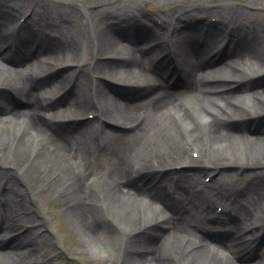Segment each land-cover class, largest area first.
<instances>
[{
	"label": "bare ground",
	"instance_id": "bare-ground-1",
	"mask_svg": "<svg viewBox=\"0 0 264 264\" xmlns=\"http://www.w3.org/2000/svg\"><path fill=\"white\" fill-rule=\"evenodd\" d=\"M15 1L0 0V264H53L62 253L37 234L47 218L22 183L33 199L54 188L100 259L115 245L119 264H264L254 237L264 232V172L227 180L264 167V76L251 77L264 72V41L246 23L263 0ZM151 1L167 7L162 24L185 9L187 20L142 31L139 5ZM21 11L27 24L15 22ZM65 80L68 98L48 102ZM77 116L95 132L72 130L65 119ZM217 204L225 218L213 216ZM228 221L230 238L212 231ZM246 245L254 251L242 260Z\"/></svg>",
	"mask_w": 264,
	"mask_h": 264
},
{
	"label": "rangeland",
	"instance_id": "rangeland-1",
	"mask_svg": "<svg viewBox=\"0 0 264 264\" xmlns=\"http://www.w3.org/2000/svg\"><path fill=\"white\" fill-rule=\"evenodd\" d=\"M63 1H65L66 5L72 4L75 7V1L76 0H63ZM196 1L202 6H206V3H205L206 1L209 2V0H196ZM261 2L264 3V0ZM218 3H222V4L227 5V6H243L244 3H247V1H244V0H219ZM11 4L13 6L18 7L15 0H13V3H11ZM139 6L142 7V10H144L145 13L146 12L149 13V14L146 13L148 15V18L145 20H151V18H153V17L155 18L159 14H161L162 12H165V10H167V7H163L162 5H159L157 2H154V1H151L149 3H143L142 5H139ZM87 7H89V4L84 3V8H87ZM22 13L24 14V12H22ZM23 14L20 13L17 15V19H16L17 23L20 21L19 18ZM184 14H185L184 12H179L176 15H174V17L181 16ZM170 21L173 22V16H172V20L170 19L169 22ZM246 21H248L246 23L255 32V38H256V32H257L260 35V38L262 39L261 41H264V10H263V14H259V13L255 14V15L251 14L250 17H248ZM85 24H86L85 21L83 22V21L77 20V24L75 26L77 27V30H79L82 26H85ZM148 25H150V24H148ZM45 85H48V84L46 83ZM49 90L47 92H45L44 94L47 98H49V101H53L52 99L54 98V96H51V98L49 97L51 94V93L49 94ZM66 98H68L67 95H66ZM58 119H59V117H58ZM76 120H77V118H76ZM71 128L74 131L76 129H78L80 131H84V126L80 122L79 123H73ZM190 154L192 155V153H190ZM263 172H264V167L260 164H255V165H253L252 169L246 168L245 170H243L242 176H240V177L246 176L245 182H244V184H245V183H248L249 179L253 178V175L255 173H263ZM232 173H233V171H230V174H232ZM233 178H234V176L227 178V180L232 181ZM20 187H22V189L25 190L23 185H21ZM27 190L28 189L26 188L25 191L28 195L27 205L28 206H34L37 204V202H39L41 204V207H42V215H43V217L47 218V223H48L47 227L49 228V230L46 232L42 228V229H39L37 232L40 233V232L44 231L42 234H46V236L48 238H50L52 236L54 238V239L52 238V240L56 241L57 246H59L63 250L62 251L60 249H56L58 251L60 250L62 253L57 255L56 260L53 264H119L118 260H116L117 259V250L115 248V245H112V250H113V251H111L112 258L111 259L107 258V260H104L103 258L100 259V257L97 256L98 253L96 251H94V249L93 250L90 249L86 244L81 245L82 240L80 238V233H78L77 229L71 225L70 221L65 216H63L62 210H61L60 205H59L58 197H56V195H55L57 193H55L56 191L54 188H52V187L49 188L48 192L41 193L35 199H33L30 196L31 194H29ZM214 231H217V230H214ZM262 237L263 238H261V239L263 240V244H264V234ZM247 253H249V252L247 251Z\"/></svg>",
	"mask_w": 264,
	"mask_h": 264
}]
</instances>
